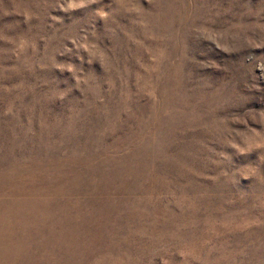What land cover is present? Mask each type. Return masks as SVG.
I'll list each match as a JSON object with an SVG mask.
<instances>
[{
	"label": "rangeland",
	"instance_id": "374dc122",
	"mask_svg": "<svg viewBox=\"0 0 264 264\" xmlns=\"http://www.w3.org/2000/svg\"><path fill=\"white\" fill-rule=\"evenodd\" d=\"M0 264H264V0H0Z\"/></svg>",
	"mask_w": 264,
	"mask_h": 264
}]
</instances>
